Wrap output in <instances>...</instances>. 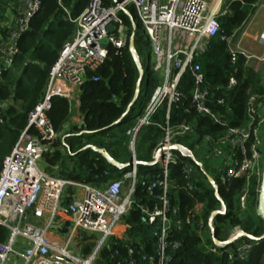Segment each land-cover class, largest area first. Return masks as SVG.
Returning <instances> with one entry per match:
<instances>
[{
  "label": "built area",
  "instance_id": "2783aa9c",
  "mask_svg": "<svg viewBox=\"0 0 264 264\" xmlns=\"http://www.w3.org/2000/svg\"><path fill=\"white\" fill-rule=\"evenodd\" d=\"M229 1L234 0H121L105 6L103 0H89L79 17L69 19L75 25L74 33L64 43L50 69L43 98L29 112L27 127L1 163L0 225L8 230L9 235L6 241L0 242V264H97L101 251L110 240H124L127 230L124 219L136 204L138 163L135 150L138 135L143 128L153 124V116L164 105L163 138L153 150L151 162L141 163L162 172V179L152 182L147 188L149 194L156 188L160 190L155 196L157 203L152 209L136 205L140 210L141 223L151 228L150 236L155 241L151 252L146 251L144 246L128 245L126 264H169L181 247L180 243L170 240L171 233H179L193 219L192 216L179 217L178 210L171 207L168 197V192L174 187L173 181L167 179L170 166L181 165L186 181L184 189L188 194L194 190L192 179L195 172L202 168L193 152L176 140L194 134L193 127L185 122L169 126L172 107L188 100L185 114L195 113L209 118L220 127L218 135L205 136L201 144L209 146L203 158L213 157L220 161L215 170L220 174L222 183L242 178L249 181L253 177L261 180L262 141L259 127L264 124V103L251 97L245 123L230 126L226 120L230 109L225 108V99L212 95L211 86L205 82L200 66L194 62L218 35L219 18L230 14ZM41 5L42 0H20L17 14L10 13L1 25L6 33H0V84L4 73L13 68L14 58L19 53L18 41L29 30L30 21ZM129 7L134 8L143 35L149 41L153 59L151 69L160 81L142 115L125 132L131 154L129 164L110 163L119 171L129 170L121 178L109 180L100 187L56 177L41 167L45 156L54 152L56 139L63 137L67 131L65 129L57 134L53 130L47 115L51 99H66L70 114L79 107L81 86L87 73L100 67L108 55L109 46L121 49L127 43V28L120 14ZM251 15L243 29L251 24L255 16ZM110 26H113L112 32L108 30ZM237 36L236 32L229 38H222L232 64L240 55L245 58L246 65L254 58L264 61V57L256 58L244 50L240 45L241 38ZM258 40L264 42V31ZM103 44L108 46L102 48ZM131 51L139 63L135 49ZM186 73L192 81L189 99L179 90L180 81ZM139 74L141 79L144 75L141 68ZM235 86L236 80L231 77L226 88L232 90ZM13 106V94L6 100L0 99V126L7 122L4 119L6 112ZM221 107L224 108L222 111ZM195 150L198 152L199 146ZM126 183L128 187L124 193ZM69 190L71 194H68ZM246 194L247 190L239 198L242 210L245 209ZM65 197L70 201L63 210ZM201 208L198 206L195 213ZM83 235L89 239L85 241ZM239 235L245 238L243 233L235 231L226 242L216 245L220 249L228 248L227 259L230 262L243 261L251 251V244L247 242L234 249L229 247L240 239ZM260 241L264 244L263 239ZM84 244L90 247L86 254L82 253Z\"/></svg>",
  "mask_w": 264,
  "mask_h": 264
},
{
  "label": "trees",
  "instance_id": "16d2710c",
  "mask_svg": "<svg viewBox=\"0 0 264 264\" xmlns=\"http://www.w3.org/2000/svg\"><path fill=\"white\" fill-rule=\"evenodd\" d=\"M120 1L103 0V4L109 6ZM262 1H229L230 14L219 18L218 35L209 42L207 51L194 61L200 66L205 82L211 86L212 95L225 99V108L230 109L226 120L233 127L245 123L251 97L264 103V73H257L246 65L241 55L232 64L222 38H229L236 32L239 35L252 8ZM19 3L20 0H0L2 35L6 32L1 25L10 13L17 14L15 9ZM88 3L89 0H42L39 11L30 21L29 30L20 37L19 53L14 58L13 68L4 73L0 84V99L6 100L13 94L18 108L10 107L4 118L7 122L0 126V169L2 161L11 153L21 132L27 127L29 112L42 100L50 69L60 50L74 33L75 25L69 19L79 17ZM120 17L127 28L126 45L121 49L109 46L108 55L100 67L95 72L87 73L79 97L80 126L70 127L63 137L57 138L55 151L43 160L49 173L52 174L51 168L56 166L58 171L55 176L64 180L100 187L109 180L121 178L129 170L125 168L119 171L98 151L106 152L115 164H129L131 154L125 132L142 115L160 82L149 67L141 78V86L144 79L146 83L144 97H136L140 74L138 62L131 51L130 39L133 37L134 49L139 57L144 44L143 29L133 7L121 13ZM231 77L236 80V86L228 90L226 86ZM191 82V76L186 73L179 84V90L186 99H189ZM187 105L188 100H184L177 107H172L169 126L185 122L193 127L194 134L176 140L193 152L202 168L197 169L193 176L194 190L190 194L184 189L186 181L181 165H173L168 169L167 179L174 183L168 192L171 207L178 210L181 218L193 217L191 223L184 225L179 233H171L170 240L180 243L181 247L174 253L169 264H264V244L260 241L264 237V220L256 213L262 178L260 181L253 177L249 181L242 178L222 183L220 174L215 170L220 164L214 162L216 158H203L209 146L207 143L201 144L205 136L215 137L221 129L209 118L195 113L185 114L184 108ZM223 109L220 108L221 111ZM165 112L164 105L153 116V124L143 128L138 135L135 150L138 163L134 195L136 204L124 219L126 238L122 241L110 240L101 251L97 264H126L128 245L144 246L146 251L151 252L155 240L150 236L151 228L141 223L140 210L136 205L152 209L157 203L155 196L160 190L156 188L149 194L147 188L152 182L162 179V172L141 163L151 162L152 152L163 138ZM47 115L53 130L57 134L63 133L70 116L67 100L53 97ZM196 146H199L198 152H195ZM60 148H64V154ZM70 164H73L71 169ZM208 177L212 179L214 187ZM245 190L246 204L242 210L239 198ZM69 201L67 198L63 203L67 205ZM198 206H202L201 211L195 213ZM222 207L224 213L216 214ZM235 231L243 233L245 238H240L229 247L234 249L242 242H247L251 244V251L243 261L230 262L227 259L228 248L220 249L214 241L226 242ZM8 235V230L0 225V242L6 241ZM89 250L87 245L82 253L86 254Z\"/></svg>",
  "mask_w": 264,
  "mask_h": 264
},
{
  "label": "rangeland",
  "instance_id": "374dc122",
  "mask_svg": "<svg viewBox=\"0 0 264 264\" xmlns=\"http://www.w3.org/2000/svg\"><path fill=\"white\" fill-rule=\"evenodd\" d=\"M253 15H255V12L253 13ZM263 19H264V10L262 8H260V9L257 10V15L255 16L254 21H252L251 26L246 30L247 34L248 35L249 34H251V35L253 34L254 35V34L258 33V31H260L264 27L263 26L264 25ZM237 37H238V39H240L241 38V33ZM143 42H144L143 49H142L141 54L139 55V58H140L139 59V64L141 66V70H142L143 74L145 75V73L147 72L148 68L152 67L153 59H152V56H151V49H150V46H149V41H148V39H147V37L145 35H143ZM241 47H243L244 49H248L250 53L255 54V56L257 58H259V59H262V56L264 55V45H258L257 43H252L249 40H247V38H244L242 40ZM248 66L250 68H252L254 71H256L257 73H260V74L264 73V61L261 62V61H259V60L254 58V59H251L249 61ZM145 90H146V83H145V79H144L138 97L143 98L144 94H145ZM74 113H76V110L74 112H72V115ZM80 122H81V117L78 118L76 126H80ZM68 130H69V128H68ZM259 137H260V139L262 141V146H261V153H262L261 168H262V164L264 165V124L259 127ZM214 162H216L218 164L220 163L219 160H216ZM127 187H128V183H126V185H125L124 193L127 192ZM66 197H65V199H67ZM62 207H63V210H66V207H67L66 203H63ZM85 246H87V245L84 244L83 247H85Z\"/></svg>",
  "mask_w": 264,
  "mask_h": 264
},
{
  "label": "crops",
  "instance_id": "0c3cea01",
  "mask_svg": "<svg viewBox=\"0 0 264 264\" xmlns=\"http://www.w3.org/2000/svg\"><path fill=\"white\" fill-rule=\"evenodd\" d=\"M262 4V5H261ZM261 4H259L256 8H252V11H251V14L253 15V13L255 12V16L257 15V10L258 9H260V8H262L263 10H264V7H262V6H264V0L262 1V3ZM18 6H17V8L15 9V11L16 10H18ZM13 15H14V13H12ZM251 15V16H252ZM255 16H253V20L252 21H254V19H255ZM263 21H264V19H263ZM251 24H252V22H251ZM251 24L246 28V29H243V31L241 32V35H242V37H241V39H240V45H241V43H242V40L244 39V38H247V40H249L250 42H252V43H257L258 45H264V42H260L258 39H259V36L261 35V33L264 31V27L260 30V31H258V33H256V34H247V29L251 26ZM264 26V25H263ZM243 48V47H242ZM244 49V48H243ZM244 50H246L247 52H249V50L248 49H244ZM249 54L250 55H253L254 57H256L255 56V54H252V53H250L249 52ZM263 55V54H262ZM264 57V55L262 56V58ZM257 58V57H256ZM13 107H15L16 109H18L17 108V105H16V103L14 102V99H13ZM79 107L76 109V113H74L73 115L72 114H70V116H69V120H68V122H67V124H66V126H65V129H67V131H69L68 130V128H70L71 126H76L77 124V121H78V118H80V114H79ZM64 129V130H65ZM66 130H65V132H67ZM55 151V150H54ZM60 151H62V153L64 152V148H60ZM64 154V153H63ZM41 167L44 169V170H46L47 172H48V168H47V166L45 165V163H43V161L41 162ZM70 168L69 169H71L72 167H73V164H70V166H69ZM58 168L56 167V166H54V167H52L51 168V172H52V174H54V176H55V174L57 173V170ZM60 178V177H59ZM61 179H63V178H61Z\"/></svg>",
  "mask_w": 264,
  "mask_h": 264
},
{
  "label": "water",
  "instance_id": "95a60500",
  "mask_svg": "<svg viewBox=\"0 0 264 264\" xmlns=\"http://www.w3.org/2000/svg\"><path fill=\"white\" fill-rule=\"evenodd\" d=\"M108 30H109V32H112L113 26H110ZM107 46H108V44H103L102 48H106ZM130 47L132 50H134L133 37H131V39H130ZM138 68L139 69L141 68L139 63H138ZM140 89H141V79L139 80L137 88H136V94L137 95L140 93ZM98 153L101 154L103 157H105L110 163H114L108 157L106 152L100 150V151H98ZM208 180H209L210 184L214 187V183H213L212 179L210 177H208ZM222 209H223L222 211L220 210V211L216 212V214H223L225 211L224 207H222ZM256 213H257V216L259 218L264 220V167H263L262 180H261V186H260V191H259V199H258ZM54 229H59V227H54ZM240 237H241V235L238 236V238H240ZM83 239L86 241L89 239V237H87L86 235H83ZM263 240H264V237H263ZM214 243H215V245L219 244V242L216 240L214 241ZM72 246H73V244H72ZM91 246H93V245H91Z\"/></svg>",
  "mask_w": 264,
  "mask_h": 264
}]
</instances>
